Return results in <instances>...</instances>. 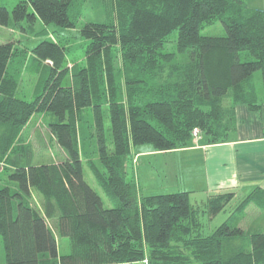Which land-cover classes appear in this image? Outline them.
I'll use <instances>...</instances> for the list:
<instances>
[{
  "label": "trees",
  "instance_id": "16d2710c",
  "mask_svg": "<svg viewBox=\"0 0 264 264\" xmlns=\"http://www.w3.org/2000/svg\"><path fill=\"white\" fill-rule=\"evenodd\" d=\"M83 1L18 0L11 10L0 5V25L23 30L39 21L73 28ZM103 3L104 16L79 29L83 41L77 47L85 48V61L73 62L68 73L65 60L74 49L53 41L45 27L36 32L42 40L31 51L52 65H43L33 99L16 96L9 67L16 48L0 42V164L36 112L47 114L66 155L34 163L28 153L7 174L9 183L0 185L3 264H264V229H243L236 219L252 201L264 208V188H255L202 234L200 213L213 218L238 199L233 191L192 203L189 191L143 194L137 180L127 177L132 146H187L193 130L208 144L227 142L236 129L234 107L261 108L264 10L244 0ZM215 20L224 34H201ZM241 51L250 59L241 60ZM255 71L261 95L250 83ZM89 140L101 164L89 162L90 168L112 206H104L84 179L81 145ZM32 189L42 196L40 209L31 203ZM56 232L68 238L66 253L58 250Z\"/></svg>",
  "mask_w": 264,
  "mask_h": 264
},
{
  "label": "rangeland",
  "instance_id": "374dc122",
  "mask_svg": "<svg viewBox=\"0 0 264 264\" xmlns=\"http://www.w3.org/2000/svg\"><path fill=\"white\" fill-rule=\"evenodd\" d=\"M18 0H0V5H4L11 10ZM246 5L251 9L264 10V0H244ZM105 4L103 0H84L75 9L77 20L75 27H62L53 23L42 24L39 21L33 26H26L23 30H14L10 27L0 25V42L12 41L15 49L14 55L11 57L9 67L17 82L16 96L24 99H33L34 91L37 84L43 78V65H52L49 59L38 60L35 58L31 49L40 41L36 32L45 27L49 32V37L53 41L60 43H69L71 49L68 51L65 66L69 72L73 62H83L85 48L77 47L83 38L80 35V27L88 21L100 20L105 12ZM204 35H222L224 28L219 20L204 25L201 30ZM175 31L169 36L170 41L167 42L166 49L170 50L172 38H175ZM168 37V38H169ZM182 57H179L181 59ZM241 60L250 59L247 51L240 52ZM115 62L120 61V57L115 53ZM182 58L181 60H183ZM70 79V77H68ZM251 85H253L258 94L262 93V84L260 72L255 71L251 76ZM86 112L91 118L90 109ZM107 141L109 140V132H105ZM199 136V133H198ZM198 136L196 138H198ZM95 137V136H94ZM95 139V138H94ZM195 139V138H194ZM83 176L86 182L94 188L103 200L104 206H112L102 188L94 177L89 162L100 166V160L96 153V147L93 140L86 141L81 145ZM28 153L34 163H44L50 161H60L66 157L63 149L56 143L53 134L48 126V116L45 112L33 113L28 121L22 126L18 139L12 151L7 155L5 161L0 164V185L8 184L7 174L12 171L18 164L24 162L28 157ZM184 153V152H183ZM176 149L158 150L151 143L136 144L130 149V163L127 168V177L137 180L139 189L143 194H159L164 192H175L178 190L187 191L186 179L190 169V160ZM88 155V157H86ZM184 188V189H183ZM250 191H242L237 200L228 203L225 210L219 212L213 218H209L206 213H200L201 232L202 234L210 233L216 226L222 223L231 213L232 209L244 198ZM189 194L190 201L204 198L205 195L200 192ZM222 193V192H219ZM31 203L35 208L40 209L42 196L36 190H31ZM259 204V203H258ZM256 204L254 201L248 203L241 214L236 218L239 225L243 229L260 228L264 229V208ZM50 226L53 227V221L49 220ZM57 235L58 250L60 253H66L69 249L67 237ZM4 263L3 241L0 236V264ZM146 264V261H141ZM191 264H200V262H192Z\"/></svg>",
  "mask_w": 264,
  "mask_h": 264
},
{
  "label": "crops",
  "instance_id": "0c3cea01",
  "mask_svg": "<svg viewBox=\"0 0 264 264\" xmlns=\"http://www.w3.org/2000/svg\"><path fill=\"white\" fill-rule=\"evenodd\" d=\"M234 112L236 129L229 141L208 144L200 134L187 146L174 148L190 160L187 191L204 194L199 200L225 191L239 197L242 191L264 188V102L258 110L237 104Z\"/></svg>",
  "mask_w": 264,
  "mask_h": 264
},
{
  "label": "built area",
  "instance_id": "2783aa9c",
  "mask_svg": "<svg viewBox=\"0 0 264 264\" xmlns=\"http://www.w3.org/2000/svg\"><path fill=\"white\" fill-rule=\"evenodd\" d=\"M192 134L194 135V138H196L198 136V130H193ZM144 261H146V260H144Z\"/></svg>",
  "mask_w": 264,
  "mask_h": 264
}]
</instances>
